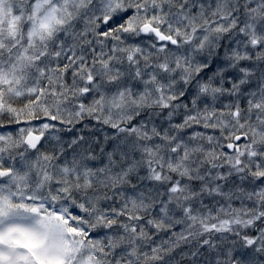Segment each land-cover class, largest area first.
<instances>
[{
  "label": "snow or ice",
  "instance_id": "6c2138e0",
  "mask_svg": "<svg viewBox=\"0 0 264 264\" xmlns=\"http://www.w3.org/2000/svg\"><path fill=\"white\" fill-rule=\"evenodd\" d=\"M0 264H264V0H0Z\"/></svg>",
  "mask_w": 264,
  "mask_h": 264
}]
</instances>
